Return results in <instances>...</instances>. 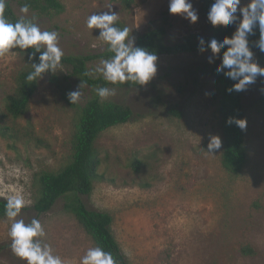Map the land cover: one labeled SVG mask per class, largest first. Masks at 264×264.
I'll list each match as a JSON object with an SVG mask.
<instances>
[{"label": "rangeland", "instance_id": "obj_1", "mask_svg": "<svg viewBox=\"0 0 264 264\" xmlns=\"http://www.w3.org/2000/svg\"><path fill=\"white\" fill-rule=\"evenodd\" d=\"M60 15H41L19 0H10L21 17L35 18L42 30H56L64 55H96L107 44L99 29L86 26L94 11L112 10L137 37L151 28L165 26L167 41L178 42L189 34L210 35L202 0H192L199 19L191 23L170 14L169 0H137L130 10L119 0H61ZM232 34L235 25H231ZM264 53L254 47V59L263 65ZM212 57V63L208 58ZM102 59L91 60V68ZM221 56L209 51L157 55V72L146 86L110 84L114 100L130 106L133 119L101 133L96 142L105 180H98L88 207L113 216V232L131 264H264V77L244 91L245 136L248 160L238 174L222 164L223 135L217 111L214 77L210 70ZM27 54L16 49L0 57V124L24 128L34 125L35 136L17 140L0 135V197L22 193L25 221L38 218L45 227V242L65 264H80L96 246L92 237L67 210L62 197L45 213L34 208L42 171H58L72 156L71 136L76 110L63 89L78 90L80 104L92 95L91 86L59 66L40 80L25 117L14 123L7 113V97L15 92L16 76L27 66ZM211 135H219L221 148L207 152ZM141 160L140 170L132 163ZM12 221L0 217V264H26L14 256L8 235ZM250 246L254 253L242 248Z\"/></svg>", "mask_w": 264, "mask_h": 264}, {"label": "trees", "instance_id": "obj_2", "mask_svg": "<svg viewBox=\"0 0 264 264\" xmlns=\"http://www.w3.org/2000/svg\"><path fill=\"white\" fill-rule=\"evenodd\" d=\"M123 9L130 10L137 0H119ZM21 6L37 12L41 15H60L65 11V5L61 0H19ZM203 11L207 18V12L213 0H202ZM3 15L9 22H15L22 18L19 16L10 0H5ZM29 18V17H25ZM31 19V18H29ZM35 22V21H34ZM208 22V20H207ZM211 30L210 35L204 37L206 43L211 38L222 40L224 36H231V25L228 27H213L208 22ZM117 26L126 27L123 21H117ZM167 28L159 26L139 33L135 38V45L147 48L156 55L196 53L198 51L197 34H189L182 37L178 42L167 41ZM130 36V33H129ZM258 30L249 37L250 42L257 40ZM206 46V45H205ZM19 50V49H18ZM254 52V47H253ZM25 53L24 51L20 50ZM28 51H31L29 49ZM211 52L210 50H206ZM221 50L219 56H222ZM111 53L106 50L96 55H64L60 66L67 67L72 76L77 77L82 83L91 86L92 95L84 104L79 102L71 104L67 99L70 89H63V96L69 104L75 108L74 129L71 136L72 156L70 161L58 171H42L39 175V193L33 208L39 213L51 210L56 201L66 197L68 202L66 208L70 211L87 233L92 237L96 246L99 245L112 254L116 264H131L123 253L120 243L113 232V216L102 210L88 207L83 200V195H90L94 184L98 180H105L106 176L101 172L103 160L96 146L101 133L110 127L128 122L133 119L134 112L127 104L107 100L97 96L95 89L100 86L108 87L99 73L93 74V69L88 63L96 58H108ZM264 59V55H263ZM264 65V63H263ZM216 67L210 72L214 77V85L217 95V111L220 115V125L223 135L222 164L232 174H238L244 168L248 160V148L246 143L245 129H240L234 122L226 123L229 117L243 118L246 120V111L242 102V92H228L234 81L226 78L222 73L216 72ZM32 70L28 61L27 66L19 70L16 76L15 92L7 97V113L17 123L19 119L26 116L30 109L33 96L37 92L39 81H28L26 76ZM50 73V72H49ZM48 73H45L46 75ZM133 86H140L130 84ZM264 103V92L261 95ZM246 128V127H245ZM0 135L6 136L14 141L18 136H27L30 141L35 136L32 123L24 128L17 125L0 124ZM141 160L135 159L132 166L135 171L140 170ZM6 198L0 197V217H6L4 206ZM23 209V208H22ZM245 253H254L253 248L246 246L242 248Z\"/></svg>", "mask_w": 264, "mask_h": 264}, {"label": "clouds", "instance_id": "obj_3", "mask_svg": "<svg viewBox=\"0 0 264 264\" xmlns=\"http://www.w3.org/2000/svg\"><path fill=\"white\" fill-rule=\"evenodd\" d=\"M5 0H0V57L6 56L16 49L27 54V61L32 70L26 76L28 81H39L45 73L55 74L61 64L64 52L59 46L60 34L56 30H42L35 18L22 17L15 22L3 15ZM106 10L94 11L86 19L89 29H99L100 37L108 46L111 56L102 59L93 69V74L99 73L109 84H136L146 86L157 72V55L147 48L136 46L134 38L129 36L128 27L117 26L118 13L112 10V5ZM170 14H179L196 23L199 19L198 11L192 0H169ZM27 12V6L22 8ZM207 20L213 27H228L235 25V31L222 40L215 37L205 41L198 37V51L203 53L210 50L212 54L222 56L216 67L218 74L234 81L226 89L228 92L245 91L249 85L256 82L257 77H264V65L254 59L253 47L264 53V0H213L208 12ZM258 30L257 40L250 42L249 37ZM206 45V46H205ZM31 49V51H28ZM212 63V57L208 58ZM100 98L114 95V89L100 86L95 89ZM67 99L71 104L79 102L82 91L67 92ZM235 123L240 129H245L246 120L229 117L228 124ZM219 135H211L207 144V152L221 148ZM25 207L22 193H13L6 198L4 214L12 223L8 235L11 238L10 249L14 256L26 264H65L63 258L54 253L52 245L44 241L47 235L44 225L38 218L33 217L25 221L20 216ZM80 264H116L112 254L97 245L86 250L80 259Z\"/></svg>", "mask_w": 264, "mask_h": 264}]
</instances>
